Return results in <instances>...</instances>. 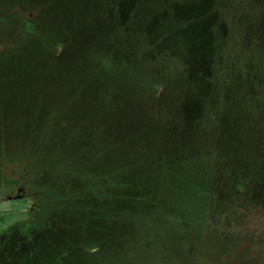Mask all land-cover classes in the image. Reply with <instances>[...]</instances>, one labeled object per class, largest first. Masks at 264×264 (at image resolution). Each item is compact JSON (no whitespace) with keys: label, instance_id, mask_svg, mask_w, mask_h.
<instances>
[{"label":"rangeland","instance_id":"rangeland-1","mask_svg":"<svg viewBox=\"0 0 264 264\" xmlns=\"http://www.w3.org/2000/svg\"><path fill=\"white\" fill-rule=\"evenodd\" d=\"M0 264H264V0H0Z\"/></svg>","mask_w":264,"mask_h":264},{"label":"trees","instance_id":"trees-1","mask_svg":"<svg viewBox=\"0 0 264 264\" xmlns=\"http://www.w3.org/2000/svg\"><path fill=\"white\" fill-rule=\"evenodd\" d=\"M25 13V12H24ZM29 14H31V13H27L26 15H25V17H18L19 19H21L23 22H26L27 23V25L29 26V23H28V21L30 22V19H28L29 18ZM18 14H16L15 16H17Z\"/></svg>","mask_w":264,"mask_h":264},{"label":"flooded vegetation","instance_id":"flooded-vegetation-1","mask_svg":"<svg viewBox=\"0 0 264 264\" xmlns=\"http://www.w3.org/2000/svg\"><path fill=\"white\" fill-rule=\"evenodd\" d=\"M2 14V13H1Z\"/></svg>","mask_w":264,"mask_h":264}]
</instances>
